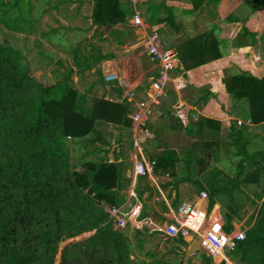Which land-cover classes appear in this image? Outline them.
Wrapping results in <instances>:
<instances>
[{"label": "trees", "instance_id": "trees-1", "mask_svg": "<svg viewBox=\"0 0 264 264\" xmlns=\"http://www.w3.org/2000/svg\"><path fill=\"white\" fill-rule=\"evenodd\" d=\"M92 1L95 3L92 22L101 39L107 32L124 25L129 16L124 0ZM207 1L187 0L191 9L185 13L198 12ZM243 1L252 11L264 16V0ZM3 3L4 0H0V5L6 7L3 12L6 21L11 12H17L13 20L8 19L9 26L23 30L27 23L29 32L36 29L37 21L32 16L33 6L29 0ZM144 9L147 23L176 27L168 0H161L158 5L147 3ZM246 34L251 35L248 31ZM219 45L213 34L208 33L187 39L180 56L185 71L221 59ZM27 54L7 41H0V264H52L63 237L71 232H74L71 237H76L92 230L97 232L88 239L87 247L72 245L73 252H86L89 264H126L128 251L124 236L113 231L102 209L103 203L118 206L123 200L120 196L123 170L118 163L124 155L120 145L123 140L119 139L114 145L102 144L103 157L86 163L82 171L65 172L64 169H68L61 156L64 139L85 138L98 122L118 126L120 131L130 129V109L104 99H95L90 107L80 106L81 99L70 83L44 76L40 67L32 69ZM92 60L91 68L101 57L96 55ZM75 64L78 72H84L78 58ZM69 74L66 80H70ZM225 86L233 99L248 103L252 125L264 124V78L237 74L228 79ZM189 113L184 111L176 119L183 123L186 136L197 142L184 152L183 159L175 150H162L155 157L156 175L168 173L176 177L175 169L181 160L187 168L200 165L196 175H202L208 167L217 164L216 140L222 124L205 118L194 123ZM235 125L237 123L233 125L232 146L237 148L242 160L235 179L226 181L232 187L215 181L208 191L197 184L200 190L208 192L211 208L217 202L215 198L225 196L231 201L229 211L222 208L227 232L232 230L230 224L237 214L232 200L235 189L239 184H258L264 173V153L249 155L246 134L241 129L236 130ZM258 158L262 159L263 167L253 176L243 177L245 167L256 169L260 165ZM216 170L220 176L222 171ZM190 180L188 177L179 182ZM176 242L184 244L182 240ZM237 255L241 256V261L264 264V199L255 225L231 258ZM71 259L72 254L65 251L61 264H68Z\"/></svg>", "mask_w": 264, "mask_h": 264}, {"label": "rangeland", "instance_id": "rangeland-1", "mask_svg": "<svg viewBox=\"0 0 264 264\" xmlns=\"http://www.w3.org/2000/svg\"><path fill=\"white\" fill-rule=\"evenodd\" d=\"M13 1L14 0H4L5 3H3V5H6V3L13 4ZM49 1L53 2V0H41L40 4L37 3V14H40L49 7H55L54 9L58 10L57 13L53 16H37V33L32 35L30 38L26 37L24 34L31 30L28 27V24L26 23L23 30L18 29L17 27L9 26L8 19L10 18L13 20L17 16V12H11L10 17H7L6 21L4 18L5 14L3 13L6 7H2L0 5V41H7L13 46L20 48L23 52L28 53V64L32 69H37L40 67L44 76L50 77L54 81L63 80L64 82L67 81L71 83L72 81L66 80L65 76H67V73L69 74L74 72L75 69L77 70L75 64L77 58L81 63L80 69H83L84 72H88V70L91 69L90 65L93 61L92 57L100 55L101 60L98 62L99 64L97 63L92 68L102 72V66L99 68L98 65L100 66L103 64L106 66L107 62H109L107 61V54H112L114 56V60L111 62L115 63V66L124 72L123 77H127L129 80H131L136 85L138 90H143V87L147 86L149 79L156 76V69L151 63L150 59L142 54V48H135L134 50H129L130 52H128V49L132 48L133 46L135 47L138 44L136 41V36L132 32L126 31V38L123 36V34L112 35L108 38L110 44L107 45V35L103 36L101 39L98 36L97 31H94L88 22V8H90L89 5H84L83 8L79 10L75 4H77V2L82 3V0H55L56 3L52 4H50L51 2ZM178 1H180V3ZM178 1V3L176 2V7L178 6L177 9L180 13V10L183 8L179 5L183 4V2L186 3L187 0ZM143 10L144 12L146 11L144 8ZM253 13H256V11ZM258 15L259 13H256L252 19L253 14H248V16H251V18H249L251 19L249 21L250 23H248L245 19L243 20L245 21V26L249 28L251 27V32L253 30V26L255 27L254 30H256V33L258 32V28L261 29V31L264 29V16L259 15L258 18ZM197 20L198 19L196 18V27H199L201 23ZM76 21H78L79 24H76ZM70 23L72 24L73 28L69 29L73 30H67V27L70 26ZM192 23L193 22H189L187 19H182L179 21L177 20V24L179 26L177 27L178 29L180 28L181 32H183V36L181 38L183 42L185 39H190L193 37V33L190 32V25ZM76 25H79V28ZM149 25L154 31L156 25H152V23ZM170 28L172 27H166L162 29L158 35L161 37L166 47H173L177 49L176 47L181 41L178 42L175 40L176 35L171 33L172 31ZM49 29L54 32L51 33ZM168 30L170 31L168 32ZM261 31L258 35L261 34V38L264 39V35ZM49 32L51 34H49ZM43 33L45 34V37H52L53 40L51 43L53 45H47L46 41H44V45L43 42L42 44L40 43V40L43 41ZM241 35L245 38L246 32L242 31ZM179 73L180 71L175 73V76L179 75ZM98 76H100L99 72L97 75L95 74L92 76H87V78L82 81L79 80L77 83L75 80L76 84L73 81L74 84L70 86L76 88L79 97V93L82 94L84 92L83 88L88 89V87H91L92 85L101 87V78L99 79ZM184 83L185 81L182 80V86H185ZM100 92L101 94L99 95L91 94L87 98L90 102H93L95 99H105L106 97L103 93H106L107 90L101 87ZM166 94L171 98L172 102L175 101L176 95L173 93L171 85L167 87ZM191 95H193L191 90L181 93V97L184 99L188 97L190 98ZM161 101H163L162 98L158 100L154 106L152 120L149 122V128L156 134V139L146 145V151H148L147 153L150 158H155L157 153L161 152L162 150L171 149L178 153L180 159H183L184 152L190 149L195 141L189 139L186 136L182 128V123L176 118L171 117L169 114H164L162 121H157L159 118L158 111H166L167 108L164 106V102L162 103ZM78 104L84 107V104L81 102V100H79ZM172 112L173 111H170L168 113ZM173 119H175V121L171 122ZM112 126L115 125H111L110 127V125L98 122L95 124L93 131L87 137L82 139H64L62 141L63 153L61 157L63 163L68 169H64V171H82V167H84L86 163L90 161H99L101 157H103L102 144H107L109 142L111 143L113 141L117 142L120 139L125 140L122 143L123 146L125 144L128 146L130 144V133L128 132V129L126 130V134H123V130L121 135L120 130ZM113 129H118L119 132L115 134ZM247 133L246 141L248 142H245L247 144L246 151L249 153V155H254V153L257 152L264 153V126L261 127L258 135L248 137ZM231 138L232 135L229 129L221 131V134L216 140L218 143V148L216 149L218 156L217 164H213L208 167V169L202 175H196L195 173V171H200L201 169V166L198 164L194 165L192 168H187L186 163L181 160L177 165L175 169V175L178 177V181L187 179L188 177L191 179L187 182L188 186L185 190L186 198H188L190 202L194 200L202 190L211 191L210 186L215 181H222L223 183L225 182L222 184L226 187L228 186L229 188L232 187V185L226 183V181L229 179H235L238 173V164L242 160V157L237 154V148L232 146ZM257 160L260 165L256 167V169H252L250 166L245 167L242 175L243 177L253 176L255 173H257L258 169L263 167L262 159L258 158ZM216 168H219L222 171L220 176L218 175L219 173L217 172ZM157 176L161 177L164 176V174ZM257 182L258 184H239L237 189H235L232 200L233 205H236L235 207H237V214L230 226H236V228L241 227L242 229H246L247 232H249L255 225L259 209L264 199V173L261 174V178H259V181ZM198 183L201 185L202 190H200L197 186ZM215 201L217 202L215 203L214 212L216 214L217 211L220 210V215L224 220L223 209L228 210L230 207H232L231 201H229L228 197L225 196L215 198ZM112 229L114 232L121 233L124 236L128 251V260L126 261V264H185V251L188 249V247L190 248L193 245H190L187 241H183L185 245L176 241L175 243H170L168 241H158V239L154 237L138 235L135 232L128 230L118 231L113 226ZM96 232L97 230L83 232L76 237H71L74 233L71 232L63 237L62 242L59 245V251L52 264H61L62 255L65 251L72 254V259L67 262L68 264H89V258H87L88 255L86 252L82 251L75 253L73 252L74 250L72 245L86 248L88 245V239L93 237ZM240 257V255H237L236 257L231 258V263H253L252 260L241 261ZM187 264L217 263L206 257L204 258L201 253H197L188 259Z\"/></svg>", "mask_w": 264, "mask_h": 264}, {"label": "crops", "instance_id": "crops-1", "mask_svg": "<svg viewBox=\"0 0 264 264\" xmlns=\"http://www.w3.org/2000/svg\"><path fill=\"white\" fill-rule=\"evenodd\" d=\"M32 3V16L36 20L37 16H48V15H55L58 10H55L54 8H46L45 11H42L40 14H37V3H41V0H29ZM83 2L75 4L76 7L81 10L84 5H89V20L91 27L94 29V31L97 29L96 26H93L92 22V13L94 10L95 3L92 0H82ZM88 1V2H85ZM90 1V2H89ZM178 0H168V6L173 9L174 19H175V28L170 30L171 33L175 34V40L180 42L178 43V46L176 47L179 58L181 54L183 53L182 45L185 41L181 40L183 36V32H181L180 28L178 29L177 20H188L189 22H193L190 25V32L193 33V37L190 39H194L198 36L204 35V34H213L214 38H216L219 42V49H220V55L222 56L221 59L216 61L208 62L207 64L189 70L185 71L184 65L182 64L181 70L179 75L177 76L179 81L175 86L172 87L173 93L176 95V99L174 102H172L171 98L168 97L166 94V97L161 101L164 106L167 107L166 111H158L159 118L157 121L163 119L164 114H169L173 118H177L181 113L184 111H189V119L192 120L194 123L199 121L201 118L210 119L214 121H218L222 124L221 131L223 130H230L231 135L232 131L235 125L236 130H243L245 134H248V137L253 135H258L259 130L261 129L262 125H252L250 122V113H249V106L248 103L244 100L238 101L233 99L230 95L227 94L225 83L230 79L232 76H235L237 74H249L254 78L262 79L264 78V39L261 38V34L258 35L261 31V29L258 28V32L256 33V30H254V26L252 27L253 30L251 32L250 28L245 26L244 19L247 20L248 23L251 19V16H248V14L252 13V19L254 18L255 14L253 13L255 11H252L243 0H208L204 3V5L199 9L198 12L194 14L185 13L186 11H189L190 5L187 4V2H183V4H180L179 6H182L183 9H181L180 13L179 10L176 7V2ZM250 1V0H248ZM51 2V1H49ZM161 2V0H148V4L152 5H158ZM180 3V1H178ZM177 2V3H178ZM52 3H56L55 0H53ZM36 4V5H35ZM80 5V6H79ZM50 6V5H49ZM78 11V10H77ZM182 13V14H181ZM260 15V14H259ZM258 15V18H259ZM196 18L197 21L201 24L199 27H196ZM193 20V21H192ZM76 24H79L78 21H76ZM149 25V23H147ZM79 28V25H76ZM178 26V27H177ZM150 30L152 31L151 26L149 25ZM67 30H73L69 28H73L72 24L70 23V26L67 27ZM166 28L164 25H156L154 31L156 33H160L162 29ZM169 29V28H168ZM188 29V28H187ZM158 30V31H157ZM168 30V32L170 31ZM189 30V29H188ZM52 33L54 31L50 30ZM78 31V30H77ZM128 31L125 27V25L119 26L111 30L110 32H107V45L110 44L108 41V38L112 35H122L126 38L125 32ZM242 31H248L251 35L255 36H248L246 34L245 38L242 37L241 33ZM49 32V34H51ZM131 32V31H129ZM262 34L264 35V29H262ZM37 33V29L33 32L24 33L26 37H32V35ZM66 33V32H65ZM44 34V33H43ZM67 34V33H66ZM134 34V33H133ZM198 34V35H197ZM245 34V33H244ZM104 35V36H105ZM135 35V34H134ZM136 36V35H135ZM259 36V37H258ZM43 35V41L40 40L39 42L43 45L45 44L44 41H46L47 45H53L51 41L53 40L52 37ZM136 41L138 43V37L136 36ZM55 42V41H54ZM56 44V43H55ZM135 48H139V46H135ZM130 49H128L129 52ZM114 60V56L112 54H107V69H117L119 71V68L115 66V63H112L111 61ZM182 63V62H181ZM258 66V68H257ZM243 72V73H242ZM97 75V70L95 68H91L88 70V72H78V70H74V72L70 73V80L72 81L70 85L72 86L76 83L85 78L87 76ZM99 79L101 78L98 76ZM182 80L185 81L184 85L182 86ZM74 81V83H73ZM69 83V82H68ZM75 83V84H76ZM101 87L107 90L105 94V99L110 102L121 104L122 97L119 93V90L113 89L111 87H105L103 85L101 80ZM96 87L95 85L88 87V89L83 88V93H79V99L82 100V103L86 107H90L92 105V102L89 101L87 98L91 94L99 95L101 94L100 88ZM72 89H75V87H71ZM86 90V91H85ZM191 90L193 92V95L189 98H183L181 97V93ZM77 91V90H76ZM140 91V90H138ZM78 92V91H77ZM220 93V94H219ZM161 103V104H162ZM170 111H173L172 113H168ZM162 116V118H161ZM194 118V119H193ZM155 119V120H156ZM152 117L149 122H151ZM175 119H173L171 122H174ZM182 123V122H181ZM230 123H234L231 124ZM183 125V123H182ZM111 127V125H110ZM115 128L120 129L118 126H112ZM149 128V123H148ZM118 129H113L114 133H118ZM127 129H124L123 134H126ZM151 131V129L149 128ZM121 135H122V131ZM128 132L130 133L129 129ZM155 138L149 142H153L156 139V134L151 131ZM221 134V132H220ZM125 136V135H124ZM131 139V134H130ZM191 139V138H189ZM196 143V139H192ZM125 140H123L124 142ZM122 146V152L126 154L129 150L130 144L126 146V144ZM147 142L144 147V154L147 158L151 160H155V158H150L148 156V151H146V145L149 143ZM115 141L111 142L112 145H114ZM115 147V146H114ZM160 153V152H159ZM157 153V155L159 154ZM124 156V155H123ZM122 156V157H123ZM156 157V156H155ZM122 170H123V179L122 183L123 186L120 189V196L121 198H124L126 194H128L131 191V187L133 182H130L129 177L130 174L127 175L128 165L127 164H121ZM157 179H148V178H142L134 182L135 189H136V195L140 200H143L145 202V207L148 210L149 214L153 215L154 217H157L158 214H164L167 213L170 209L176 210L181 204L187 203L190 204L188 198H186L185 190L188 186L187 182H179L178 177H172L168 173L164 174V176H156ZM163 197V202L158 203L156 202V199L159 197ZM198 196V195H197ZM196 196V197H197ZM195 197V198H196ZM166 201V202H165ZM175 243V242H170Z\"/></svg>", "mask_w": 264, "mask_h": 264}, {"label": "built area", "instance_id": "built-area-1", "mask_svg": "<svg viewBox=\"0 0 264 264\" xmlns=\"http://www.w3.org/2000/svg\"><path fill=\"white\" fill-rule=\"evenodd\" d=\"M148 0H124L123 4L129 10L124 25L138 37V44L156 69V76L150 78L146 87L138 91L136 85L127 77H123L120 69H107L102 66L99 72L103 85L119 90L122 97L121 104L130 109L129 118L132 126L130 147L119 164H127L129 180L133 182L131 191L123 198L118 206L102 204L104 214L111 225L118 231L128 230L142 233L146 237H154L158 241L175 242L187 241L190 245L200 240L201 254L217 264H232L231 254L238 244L246 240V229L233 227L225 231L226 224L220 215L215 214L214 207H210L209 194L202 191L190 204L183 203L176 210L158 214H149L145 202L136 195L134 182L142 179H157L155 160L144 154V145L155 138L149 130L148 123L152 117L154 106L161 98L166 97V89L179 81L175 73L181 70L182 63L175 48L166 47L158 33L150 30L143 8ZM133 46L130 50H134ZM130 52V51H129ZM109 163H112L111 160ZM163 197L156 202H163ZM166 202V201H165ZM189 248V247H188Z\"/></svg>", "mask_w": 264, "mask_h": 264}, {"label": "water", "instance_id": "water-1", "mask_svg": "<svg viewBox=\"0 0 264 264\" xmlns=\"http://www.w3.org/2000/svg\"><path fill=\"white\" fill-rule=\"evenodd\" d=\"M197 253H201L200 240L185 251V264H187V261L190 257Z\"/></svg>", "mask_w": 264, "mask_h": 264}]
</instances>
